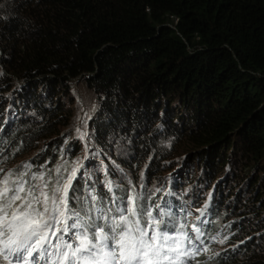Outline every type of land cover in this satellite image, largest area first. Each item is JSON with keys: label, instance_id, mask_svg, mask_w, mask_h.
<instances>
[{"label": "trees", "instance_id": "obj_1", "mask_svg": "<svg viewBox=\"0 0 264 264\" xmlns=\"http://www.w3.org/2000/svg\"><path fill=\"white\" fill-rule=\"evenodd\" d=\"M79 79L98 108L77 163ZM9 173L22 197L71 179V234L155 217L165 264H264V0H0Z\"/></svg>", "mask_w": 264, "mask_h": 264}, {"label": "snow or ice", "instance_id": "obj_2", "mask_svg": "<svg viewBox=\"0 0 264 264\" xmlns=\"http://www.w3.org/2000/svg\"><path fill=\"white\" fill-rule=\"evenodd\" d=\"M75 174L73 171L72 176ZM10 176L11 173L4 178V188L0 191V256L8 264H12L10 256H15L17 264H28L26 257L32 256L34 251L44 250L52 255V248L55 249L52 264H56V260L61 264H163V261L173 259L170 252L180 254L177 238L159 231L161 221L155 217L151 218L150 224L145 222L144 227L137 222L133 230L128 227V217L124 216L111 225L108 232L103 226L96 228L92 239L86 232L73 231L70 239L65 241L64 236L69 233L67 220L70 217L66 212L71 179L65 181L62 188L56 187L51 197L43 189L39 194L29 189L22 197L23 184L11 189L7 186ZM61 192L63 196L57 198L56 193ZM17 201L21 203L16 204ZM132 215H136L135 210ZM70 227L79 229L80 225L73 223ZM117 228L119 233L111 235ZM194 231L199 234L198 228ZM53 235L58 243L50 245ZM113 239L115 243L109 245L108 241ZM195 239H199V235ZM41 258L36 257V264Z\"/></svg>", "mask_w": 264, "mask_h": 264}, {"label": "rangeland", "instance_id": "obj_3", "mask_svg": "<svg viewBox=\"0 0 264 264\" xmlns=\"http://www.w3.org/2000/svg\"><path fill=\"white\" fill-rule=\"evenodd\" d=\"M74 98H75V105L73 107V130H74V135L77 138V140L79 141V146L80 149L82 150V154L79 155V159L77 160V163H80L81 159H83L84 154L86 153L87 147L90 146V142L91 139H87L86 137L89 135V131H91V129L89 128V123H90V119L93 117L96 109L98 108V97L97 95L87 86V84L81 80H78L75 82L74 85ZM30 154V153H29ZM29 154H25L24 158L28 157ZM83 161V160H82ZM101 162V160L99 161ZM104 162V161H103ZM196 173H198V171H196ZM77 175V174H76ZM75 175V177H76ZM74 177V178H75ZM129 177V176H128ZM45 185L42 184V182H39V186H38V190L36 191L37 194H39V192L43 189L45 191H47L49 197H51L54 193L55 188H50V187H46L44 188ZM137 187V189H140L142 185H135ZM62 188V187H61ZM155 189H159V186H156ZM163 188L160 189V191L162 192ZM3 191V190H0ZM57 198L63 196V193H56ZM136 213V212H135ZM67 215V212H66ZM68 216V215H67ZM190 221L191 227L193 229H196L194 226V222L191 220ZM69 219L67 220V225H68ZM151 223V220H150ZM160 231V230H159ZM70 236L72 235L71 233H69ZM151 235V233H150ZM180 237V236H178ZM55 239V240H52ZM52 239L50 240V244H56L58 243L56 237L53 235ZM177 240H179V238H177ZM174 252H170L169 254L172 255L171 257H173ZM173 259L168 260V262H171ZM1 264H8L7 261H2Z\"/></svg>", "mask_w": 264, "mask_h": 264}, {"label": "bare ground", "instance_id": "obj_4", "mask_svg": "<svg viewBox=\"0 0 264 264\" xmlns=\"http://www.w3.org/2000/svg\"><path fill=\"white\" fill-rule=\"evenodd\" d=\"M79 80H80V79H79ZM19 107L22 108V109L27 108V107L24 106V105H23V106H19ZM196 218L198 219V215H196V216L193 217V218L191 217V219H196ZM70 237H71L70 235H66V236L64 237V240L67 241V240L70 239ZM108 243L110 244L111 242L108 241ZM52 245H55V244H52ZM51 251H52V253H53L51 256H54L55 249L52 248ZM61 251H63V249H61ZM49 255H50V254H47L46 252H42V253H38V254L34 255L33 258H36V257H38V256H40V257H48ZM2 261H4L3 258H2Z\"/></svg>", "mask_w": 264, "mask_h": 264}, {"label": "clouds", "instance_id": "obj_5", "mask_svg": "<svg viewBox=\"0 0 264 264\" xmlns=\"http://www.w3.org/2000/svg\"><path fill=\"white\" fill-rule=\"evenodd\" d=\"M52 240H55V239H52Z\"/></svg>", "mask_w": 264, "mask_h": 264}]
</instances>
